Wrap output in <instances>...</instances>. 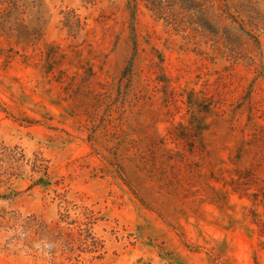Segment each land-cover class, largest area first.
I'll return each instance as SVG.
<instances>
[{"label":"rangeland","instance_id":"rangeland-1","mask_svg":"<svg viewBox=\"0 0 264 264\" xmlns=\"http://www.w3.org/2000/svg\"><path fill=\"white\" fill-rule=\"evenodd\" d=\"M164 1L176 22L143 1L0 0V138L103 218V258L79 264H264V80L248 59L264 69V0ZM192 97L216 106L190 150L176 132ZM24 170L0 188L19 192L0 200V264H76L17 230L66 207Z\"/></svg>","mask_w":264,"mask_h":264},{"label":"trees","instance_id":"trees-1","mask_svg":"<svg viewBox=\"0 0 264 264\" xmlns=\"http://www.w3.org/2000/svg\"><path fill=\"white\" fill-rule=\"evenodd\" d=\"M146 3L147 7L158 17L168 18L171 21H177L178 16L173 17V12L169 10L168 4L164 0H128L129 5L138 7L140 2ZM181 4V8L186 10L189 7L186 5L187 0H177ZM222 15H231L229 13V6L227 3L223 4ZM72 12H74L72 10ZM73 23L70 20L66 21V26L71 30H78L80 23ZM77 28V29H76ZM243 31L249 36L253 35L242 28ZM258 45L260 44L257 41ZM260 48V47H258ZM232 50V49H231ZM234 51V50H232ZM250 65L255 66L257 75L255 80H264V69L256 66L254 58L249 57ZM205 105H200L198 100L190 99L188 101L191 117L187 119L188 124L179 123L180 132H176V136L179 138H186L190 150L195 146L193 136L202 129H208L205 123L206 116L202 113L210 114L212 112L215 103L210 100L204 101ZM195 106H199L200 115H194L193 109ZM30 165L32 173H38L39 178L34 180V186H41L46 189L53 188L57 197L61 202L66 204L65 210L59 212V218L52 224H48L44 221L37 220L34 216L22 218L21 216L16 217L17 230H20L21 234L28 238L32 232L38 235L41 239H47L50 243V247L54 250H61L63 254L67 255L66 259L71 261L74 259L76 264L81 261V256L85 253L92 254L91 261L94 259H102L105 250V241L97 236L95 232V225L103 218L89 206L83 204H76L69 201L66 197V193L60 191L64 189L61 187V183L56 181L52 182L50 175V167L48 161L41 157L40 154H36L34 160L27 157L25 150L19 145H8L0 138V188L10 184L13 178L21 177L25 170V166ZM33 176V174H32ZM19 192L13 189L11 186L7 187L6 192H1L0 189V200H12L18 196ZM71 206V207H70ZM71 210L74 211L75 218H71ZM18 237V236H17Z\"/></svg>","mask_w":264,"mask_h":264}]
</instances>
